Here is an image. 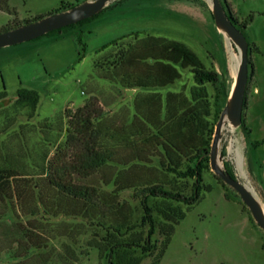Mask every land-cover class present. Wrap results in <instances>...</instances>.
<instances>
[{
    "label": "rangeland",
    "instance_id": "obj_1",
    "mask_svg": "<svg viewBox=\"0 0 264 264\" xmlns=\"http://www.w3.org/2000/svg\"><path fill=\"white\" fill-rule=\"evenodd\" d=\"M86 1L90 0H6L9 12L0 11V32L54 13L61 4L67 10ZM225 2L238 21L252 17L242 32L252 76L244 89L241 124L235 128L225 124L231 132H220L217 163L246 182L264 210V0ZM107 6L116 7L82 26L0 48V92L6 93L0 102V168H11L8 189L0 194V264H98L96 250L88 248V242L101 233L97 214L79 215L77 203L58 196L46 182L47 161L64 141L65 109L74 110L95 98L102 121L127 130L136 98L152 94L163 100L171 93L189 99L194 83L186 71L171 87L152 91L123 89L99 79L92 61L101 47L135 33L182 43L205 68L217 73L223 106L230 95L233 49L214 25L205 0H112ZM248 70L247 65V74ZM19 88L39 96L31 119L13 107ZM205 90L212 102L214 88L207 84ZM252 142L257 145L252 147ZM157 160L154 156L146 163L108 164L86 184L96 190L101 204L120 205L131 223L138 222L141 211L132 187L154 180L177 184L185 191L190 185L164 175ZM202 179L211 190L184 211L159 264H264V235L238 195L210 167Z\"/></svg>",
    "mask_w": 264,
    "mask_h": 264
},
{
    "label": "trees",
    "instance_id": "obj_2",
    "mask_svg": "<svg viewBox=\"0 0 264 264\" xmlns=\"http://www.w3.org/2000/svg\"><path fill=\"white\" fill-rule=\"evenodd\" d=\"M222 6L230 22L242 33L251 22V15L238 21L225 0H222ZM114 7L107 6L91 18L43 36L82 26ZM65 9L61 4L55 12ZM0 11L9 12L6 0H0ZM249 46L259 52L255 45ZM77 59H82L79 53ZM247 65V77L250 79V59ZM92 70L99 79L128 90L165 89L177 82L185 71L194 83L188 100L171 93L166 94L163 100L152 94L136 98L133 101V119L127 130L105 124L95 98H89L74 110L65 109L64 141L55 148L44 170L47 184L58 196L77 203L79 215L90 211L97 214L95 220L101 233L88 242V248L96 250L98 264H143L142 260L149 257L147 264H159L174 227L184 217V211L211 190L203 183L202 176L209 168L213 130L224 103L222 92L216 87L218 75L205 68L184 44L161 37L140 38L137 33L97 50ZM207 84L214 88L212 102H209L205 90ZM5 98L6 93L1 91L0 102ZM38 100L35 91L19 88L15 92L13 107L24 111L26 118L31 119ZM256 145L257 142L251 143L252 147ZM154 156L164 175L190 181V185L187 191L162 180L134 187L122 186L120 189L132 187V197L137 200L141 211L138 222L131 223L129 216L122 214L120 205L107 207L101 204L96 190L86 184L87 179L108 164L146 163ZM10 169L0 168L1 195L8 189ZM224 170L234 178L227 166ZM223 198L229 200L226 193H223ZM155 235L159 236L158 240Z\"/></svg>",
    "mask_w": 264,
    "mask_h": 264
},
{
    "label": "water",
    "instance_id": "obj_3",
    "mask_svg": "<svg viewBox=\"0 0 264 264\" xmlns=\"http://www.w3.org/2000/svg\"><path fill=\"white\" fill-rule=\"evenodd\" d=\"M112 0H90L73 6L67 10L50 13L30 22L0 32V48L35 40L51 31L76 24L91 18L105 8ZM210 7L214 25L231 44L237 47L240 61L236 69L230 95L222 107L214 126L209 152L211 171L240 198L248 209L253 222L264 235V210L256 199L253 190L237 177L231 178L217 163V145L220 132L225 124L235 128L241 124L244 104V89L247 81V42L244 35L230 22L220 0H205Z\"/></svg>",
    "mask_w": 264,
    "mask_h": 264
},
{
    "label": "bare ground",
    "instance_id": "obj_4",
    "mask_svg": "<svg viewBox=\"0 0 264 264\" xmlns=\"http://www.w3.org/2000/svg\"><path fill=\"white\" fill-rule=\"evenodd\" d=\"M220 31V30H219ZM221 32V31H220ZM222 33V32H221ZM224 37H225V40H226V42H227V44H228V46L230 47V48H232L233 49V51L231 52V66L230 67H232V71H233V73L235 74L236 73V69H237V66H238V64H239V61H240V53H239V51H236L234 48H233V46H232V44L230 43V41H229V39H228V37H226L225 35H224ZM235 78V77H234ZM234 78H233V82H234ZM233 86V83H232V85H231V87ZM223 129H226V130H228L229 132H231L229 129H227L225 126L223 127ZM218 165L219 166H221L219 163H218ZM239 169L242 171V168L240 167V165H239ZM246 183V182H245ZM247 184V183H246ZM248 186V185H247Z\"/></svg>",
    "mask_w": 264,
    "mask_h": 264
}]
</instances>
